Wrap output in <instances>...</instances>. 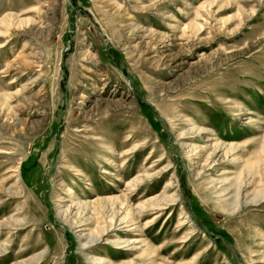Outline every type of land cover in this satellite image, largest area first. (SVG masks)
<instances>
[{"label":"rangeland","instance_id":"1","mask_svg":"<svg viewBox=\"0 0 264 264\" xmlns=\"http://www.w3.org/2000/svg\"><path fill=\"white\" fill-rule=\"evenodd\" d=\"M261 190L264 0H0V264H264Z\"/></svg>","mask_w":264,"mask_h":264},{"label":"bare ground","instance_id":"2","mask_svg":"<svg viewBox=\"0 0 264 264\" xmlns=\"http://www.w3.org/2000/svg\"><path fill=\"white\" fill-rule=\"evenodd\" d=\"M13 22H14V20H13ZM3 23L1 22L2 25H4ZM27 23L29 24V21ZM21 24H25V23H21ZM19 25H20V23H19ZM8 28H10V27H8ZM2 110H4V107L2 108ZM241 188L242 187L239 186L238 189H237V191H239L238 194H237L238 197L240 196V193L242 191ZM263 197H264V190L258 191V192H256L253 195V198H252L251 202L260 200ZM236 199H237V197L235 198V201H234V207H237L239 202H240V200H238V199L236 200ZM117 202H118V199H111L109 201H102V200L101 201H97V203H96L97 207L94 206L95 209L89 208L91 204H84L85 206L82 207V208H84V209H82L84 212L86 210H90L91 211L90 212L91 213V218L94 219L93 218L94 217V212L98 210L100 212L101 221H102L101 224L97 223V225H96L97 234H92L91 236H89V239H91V240L94 239V241H97V240L101 239L103 236H105L107 234L106 231H108L109 228H111L112 223L114 221H115V223L117 222V219H116L117 216H118V205H117ZM96 208H97V210H96ZM59 214H60V216H63L64 220H67L68 222H70V221L74 222L75 221L74 216H76L78 214V212H76L75 215L73 216L71 209H69V210L67 209L65 211H60ZM132 214H133V211L129 210L128 214L125 215L124 218H127L130 215H132ZM91 218H90V220H91ZM88 244H89V242H88Z\"/></svg>","mask_w":264,"mask_h":264}]
</instances>
